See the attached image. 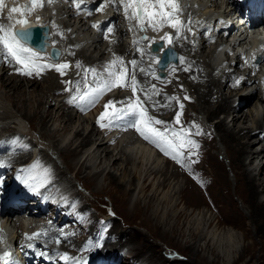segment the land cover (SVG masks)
Returning <instances> with one entry per match:
<instances>
[{"label":"bare ground","instance_id":"bare-ground-1","mask_svg":"<svg viewBox=\"0 0 264 264\" xmlns=\"http://www.w3.org/2000/svg\"><path fill=\"white\" fill-rule=\"evenodd\" d=\"M194 2L197 6L201 4L204 5L209 4L208 6H206V8L203 9L204 12H202V14L208 11H210V13L216 11L217 0H197V1L192 0V3ZM21 7H23V4H21ZM42 8L38 11L36 9H39V7L36 8L33 11V14H30V17H28L29 15H27L26 17L27 21L30 20L31 18H34L33 20H37V17L39 15H44L46 17L45 21L49 22L50 17H48L45 14ZM70 8H72V6L71 7L69 6V9ZM59 10L62 12L65 11L64 9L62 10L59 9ZM97 13L98 12L96 11V14ZM200 13L201 11L197 13V17H200L199 16ZM108 14L109 15L103 18L92 20L93 23L97 21L104 22L101 25V30L95 28L96 30L94 31V33L90 32L91 30L87 27L86 22L82 21V19L79 20L78 22V24H80L79 28L80 29L82 28V32H85V34L87 33V35H84V37L81 38V42L84 41L86 42L84 46H86L89 42V47L94 45V48H92V50H90L89 47L87 48L91 51L89 53V55L91 56L90 58L87 57V55L84 53V51L87 52L86 48H84V51L83 48L78 52L75 50H73L72 52H70L71 50L69 51L70 61H73V64H75L76 67H77V62H79L80 64V66L78 67L80 70L72 73L73 81L78 83L79 80H82V76L79 73L81 70H83L84 72H86L85 69H95L96 71L103 69L106 71V68H108L110 62L112 61V59H114V57L112 56L113 54H111V50H108L107 52L106 49L107 46L111 47V43H114L116 45L114 49L116 52L119 53L120 58H125L124 61L125 67L128 71V79L127 78L126 79L128 81H131L130 76L132 73V65L128 64L127 62L131 60H138L135 71L136 79L139 81V85L137 88H141V89L145 88L143 91L149 90L150 92H152L151 86L155 85L156 93L158 94L157 96L154 97L153 95H151L149 96L150 97L149 98L148 95L145 96L143 94L144 92L142 93L141 91H137L136 98L138 97L139 101L142 102V107L147 109L148 116L155 117L156 119L167 122V126L175 128L178 133L179 132L185 133L184 136L177 135L175 137L176 141L183 145V148L181 149L182 162L179 164L176 160L172 159L171 155H165V153L161 150V148L157 147L151 141L145 140L143 138H138L139 133L137 132L135 134L136 130L134 127L130 126V122L123 126H120V124L117 122L118 119L113 120L110 126L104 127L105 133L108 132L110 133L112 127L116 126V128H120L122 130L123 129L125 130L126 128L130 129L133 135L129 134L130 135L129 136L127 134L128 136L122 138H119V136L116 135H110L107 138L105 137L106 135L103 136L102 135L103 133L99 131L100 129H98L97 126L98 117L95 118L93 117V122H94L93 124L90 121L89 117L83 116V111L86 110L87 107L89 108L88 106L89 103H83L79 99H77L76 102H72L73 96L82 95L81 92H80L81 94L80 93L78 94L80 87L73 88L71 94H69L67 97L64 96L63 98H61L56 104H54L53 107L50 106L46 107V109H44V113H42V106L44 107V105H47L49 101L46 95L43 96L44 93L49 91L50 92L49 96L50 97L52 96V98L55 97L53 95V92L58 93L59 96L65 91L64 88L62 90V87L64 86L65 83L69 81V78L65 76V74L60 75L59 82L61 84L54 85L56 81L55 77L51 73H48L46 77H44L42 81L39 82V80H36L33 77V75H35L34 72L32 75H22L19 72H17L16 69L19 67L13 63L14 61L11 62L12 63L11 65L4 64L3 67L1 68V69L7 68V70L3 72L4 79H2L1 81V85L6 87L4 90V94H5L4 97H6L12 102L13 108H15L16 111H18L21 114V116L24 117V119L26 118L29 121L33 119H37L38 120L37 122L41 124L42 134L44 135V137L50 139V144L48 148L49 152L46 151L45 153L44 150H40L39 154L37 155L38 158V160L36 161L37 163L35 164L38 165V167L32 166L34 167L33 170L34 175L31 174L29 178L35 177L37 179L42 174H52V172L56 171L62 173V175L64 176L63 181H66L67 184H70L71 187L73 186V188L75 189L76 182H73L71 178L67 177L66 175L67 173L65 170H69V171L73 170L75 172V175L78 177L80 175L79 173L83 170L85 172L83 177L86 178L87 180L89 179L93 181L97 179L98 176H100V174H102L104 175V179L109 180V182L114 184L117 188H122L124 183H128L127 187L122 190L126 196L128 195L129 191L138 187V182H136V180L139 182L141 181V185L139 189V193H141V195L135 199L133 206L134 207H136V205L140 206L141 208L136 209V211L140 214H143L145 218H147V222L142 224L145 227V234H140L138 230L137 231L133 230L132 232L130 231L127 232L125 230L118 231L115 220L111 218L106 221L105 218L102 219L100 218L101 219L100 224H104L106 222L108 224V228H107V236L99 246H98L99 239L97 238V235L94 232L95 230L92 229V227H94L99 221V217H97L96 220L95 219L90 220L88 225L90 228L80 231H76L72 229L70 231L64 232L63 230L58 232L59 231L58 227L54 226L51 220L49 219V217H51L50 214L52 215V213L46 215V217L43 216L42 214L38 217L31 216V218H29L30 222L31 223L35 221L39 222L41 219L44 218L47 219L45 223L39 222V224L41 225V229L39 233L40 234L45 233V235L49 234L50 240L53 235L58 234L61 241L63 242L62 244H60L59 247L61 251L76 250V249L80 250L79 246H92V247L98 246L102 248V250H97L95 252L91 251L89 253L90 257H88V261H87L88 264H94V258H92V256H96V255L107 256L111 250H115L116 248H119V246L125 247V244L123 243L124 241L120 237L126 235H127L126 242L132 245V248L135 249L136 255L144 257L145 263H143L144 262L143 261L142 264H163L165 262V259L162 258V256L160 255L159 247L151 243V239H158L159 241L163 240L166 243H170L172 242V239L174 237H177L176 236L177 232L179 234L178 235L179 237L186 238L187 244L185 245V247L188 249V253H190L189 259H187L188 260L187 264H221L218 263V260L220 258L219 252L221 250L218 252V249L216 247L218 246L217 244H219L220 241H218V239L216 240V238L213 237V235H215L216 232L218 231L215 230V232H213V235L209 237L207 233H205L206 235H204L203 228L206 226L207 228L210 229L212 226L215 227L219 226L223 222L220 221L219 219L216 220V218H214L212 215H209V217L206 218L204 217L203 212L198 213V215L202 214L200 216H203L200 218V220H197L198 218L196 219L191 218V216H193V213H188L186 207L191 205L199 206L202 203V200L200 199V196L196 192L188 191L185 185L182 183V181L179 180V177L183 176L184 179L185 178L187 179L186 181H188L189 184L196 185L194 187L192 186V189H194L193 191L198 190L197 188H195L198 187L197 185H200L205 188L207 183L203 180L202 181L200 180L199 183L194 182L191 176L189 175L188 171L189 169H191L192 171H196V168L194 166L195 161L200 156L203 155L202 149L200 147L201 146L200 139L202 136H205V139L207 141L209 140L208 142L212 145L211 147H213V136L209 132L210 129L205 127L206 125L203 126L199 119H194L195 122H193L191 119L188 121L189 123L175 122L177 112H180L183 108L181 109L180 107V105L182 104L181 98L176 97L174 95L173 88H179V91H183L184 89L182 88H184V85L189 84L190 91H192L196 95V100L198 101L200 110H202V112L204 113V117L206 118L208 125L214 129L216 134L219 136L220 142H222V144L224 145L225 153L227 158L229 159V164L232 169L233 181L229 178L228 173L225 170L224 164L218 161V163L222 166V168L219 167V170L217 169L216 171L218 184L224 186L225 188L227 187L230 188L231 186V190H233L234 195H237L236 193H238L237 196L240 198L241 201L248 202V206H247L248 212L244 214L243 210L236 206L234 202L236 200H233L232 203L230 202V200L229 202L227 201L228 209L226 215L224 216V218H227V220L224 222V224L228 223L227 225H231L232 228L233 227L240 228L241 229L240 235L242 239L245 240V242L242 247L240 246L241 247L240 250H236L235 248H233L235 246L231 247L230 250L233 254L231 260L226 261V259L222 257L223 259L222 264H227V263L236 264L238 262H240V264H264V198L263 200L258 199V194L260 193L258 188L261 187V190H264V163L254 168L257 170L256 173H254L253 170L252 171L248 170L245 167L246 158L249 159V163H253V161L256 160L259 155L264 153V144L261 146L260 150L256 149L255 147L254 148L252 147L257 137L260 138L259 139L260 141L263 140L264 143V111L263 114L260 115L258 109L259 105L255 107V110L250 108L248 111L247 110L241 111L242 109H240L241 107L244 106L245 103L248 104L253 99L259 101L260 104L263 103L260 96L261 94L259 95L257 91L258 89H260L259 85L253 84L249 87H243L242 89L240 88L236 90H231L229 93L224 94L223 90L229 87L227 84L228 77L222 76L221 74H223L224 71L222 73H219L220 69H218V66L214 65L211 62L212 61L211 54L214 52L215 49H210L208 51L207 50L205 51V47L207 43L206 40L200 42L197 45L194 44L192 40L193 36H191V32L188 31V33L185 34L187 35L186 39L183 41V43H185L184 47L186 48V56H184V61L181 62L179 60L178 64L171 65L168 68L169 71H172L169 73V77H171L172 80L170 83L168 81L167 83L169 84L165 85L168 86L166 87L167 89H163L165 87L159 86L161 82L155 79L150 74L151 71L150 72L146 71L147 69L146 67L148 66L146 65V63H144V59L141 58L142 55L140 56V52L138 51L136 46L134 45L131 46L130 44L131 37H129L128 39L122 37V30L124 28L122 25H120L121 22L120 15L117 12H114L113 14L111 13ZM94 16L95 13H92L91 17ZM23 18L24 17L20 13L15 14L13 16V20L11 21V24L14 25L16 24L17 20ZM180 19L184 20L185 23H187L189 29L192 28L193 20H196V16L193 15L192 12L189 14L187 12L184 13L183 11V14L181 15ZM189 19L191 23L187 22ZM49 23L51 24V22ZM61 23L66 24L65 27L69 25L72 27L75 26V23L69 24L71 23V21H69L68 23H66L65 21H61ZM0 24L3 23L0 22ZM5 25L7 24L5 23ZM110 25L114 27L113 32L109 33L110 36L109 38H104L102 36L103 31L107 26ZM51 29H53V27H51ZM117 33H119V36L115 37ZM170 34L175 35V30L171 29ZM144 37L148 38L145 39V46L147 50H148L147 45L149 46L151 41L158 38H164L161 36L159 32H154V31L153 32L150 31L149 35ZM239 37L243 38L244 33H240ZM164 40L165 43L168 44L167 40L166 39ZM53 43L55 45H58V43L55 40H53ZM171 45L176 46L173 42ZM97 47H98V51H97ZM176 48H178V46ZM95 49L98 53H95L97 55L93 56L91 53L94 52ZM201 53H206V56L202 55ZM39 56L48 59V61L51 62L52 65H54V63L61 62L64 59V56H61L58 62H52L51 60H49L48 56L46 55L39 54ZM5 57L6 56L4 54L2 47H0V65H2L3 63L2 61L5 59ZM181 57L183 56L180 55V58ZM6 60L8 61L9 64V59ZM66 60H64V62H66ZM150 62L151 63L153 62L152 58ZM41 64H45V62ZM139 69H144L145 71L141 72L139 71ZM185 69L188 70L185 71ZM105 71L103 72L104 74H106ZM88 73L89 76H94L93 73L91 72ZM100 73L99 74L96 73L95 76H101ZM23 77L25 78V80H23L24 79ZM166 79L167 78H164L163 80ZM84 80L82 81L83 83H85ZM73 81L72 84H74ZM42 83L43 85L46 83L45 87L41 86L42 88H38L39 84L42 85ZM175 85L176 87H174ZM246 88H254V89H251L250 92L243 94ZM44 89L47 90L44 91ZM117 89L119 91L116 94L114 93L112 96L109 95V98L112 97L113 102H122V103H114V105H110L109 107H112V109L111 110L110 108L108 109L109 113L112 112L113 107H115L116 109H124L127 108L130 104H136L138 102L137 99L136 101L134 100L135 102L130 101L129 99L130 97H128L129 99L128 101L130 103L125 101L126 99H122V98L124 95L127 94H122L120 92L122 88L118 87ZM27 90L34 94L36 93V95L39 97V103H38L39 107L36 106V108L32 113H29V107L25 105V101H22L21 105L17 103L20 100L21 96L25 94ZM182 95L184 96L182 98L188 97V99H186L188 102L187 103L188 107L190 106L196 109V106L198 104L195 105L194 100L190 99L186 92H183ZM237 96L241 97L240 99L241 103L239 104V106L236 107L234 106L233 103L234 101H236L234 100V98ZM169 97H175L177 99H169ZM211 102L215 103L213 105L214 107H210L209 104H213ZM54 107L58 112L56 119L59 120V127L55 129H49L47 125H48V121L52 117H54L53 114ZM219 112H224L225 113L224 117L233 115L231 119L232 126H228L225 123L224 118L212 122V118L214 116H217ZM168 113H169V117L167 118L164 116V114L168 115ZM8 117L9 116L4 115L3 119H6ZM105 122L107 123V118ZM153 127L163 130L166 127V125H153ZM4 128H5L4 131L12 132L11 131L12 129L9 128L8 126L7 127L4 126L1 129ZM68 131L70 132L72 131V134L71 137L65 140L64 133L66 132L68 133ZM123 134L124 133H120L119 135L121 136ZM169 137L170 138L172 137L171 132H169ZM137 139L142 140L144 144L137 142L138 144L135 147V151L137 153L140 152L141 154H144L147 158L152 159V161L142 162V160H140L138 162H135L132 156L125 151V147L128 146L129 144H133V141ZM188 140L195 141V144H188L187 143ZM16 141L17 139H13L12 143ZM109 145L110 147L111 145H113V148H109ZM196 145H198V147H196ZM153 148H155L157 155H159L160 153L165 155L164 160H162L161 162H159L158 160H153L154 158H156L155 157L156 155L152 153L154 151ZM215 148L216 147L214 146V149ZM114 150H116L117 152L115 153ZM49 153L56 154L57 157L61 159L65 164L64 166L65 169H60L57 160L52 161L53 163L52 167L44 168L42 166V163L43 160L48 157ZM25 156L26 154H24V156H21L19 154L16 155L9 154V158L6 160V163L13 166L23 164L26 167ZM208 157L213 161L212 154H208ZM93 158L94 161L92 162ZM89 162L91 163L90 165L87 164ZM126 164L130 166L129 169L126 167ZM181 165H183V167ZM93 166H96L98 168L100 166V169H96V168L93 169ZM169 166L172 168L170 169ZM115 170L116 171L119 170L121 172L120 174L123 175L122 180H120L117 177V175L114 173ZM150 177H152L151 181L149 180ZM148 180L149 182H147ZM79 184L81 183L79 182ZM86 187L87 186H85V188ZM165 188L167 189L164 190ZM112 195L115 194L112 193ZM242 195H247V196L242 197ZM118 196L122 197L121 195ZM139 197L143 200V202L140 200ZM83 200L84 198L82 197L80 190L76 189L75 194L72 195L67 200V202L62 205V207L65 206L67 203L76 201L77 205L82 209H84L85 204ZM124 201L126 202L124 209L126 208L128 209L129 202L127 203L126 199ZM132 210L133 207H131L130 212H132ZM219 214H221V212H219ZM13 218L14 217L11 218V216H8V218H1L0 215V220H1L0 235L3 236V241L0 242V246L4 244V237L6 236L7 239L9 240L8 241L9 244L12 245V242L16 241L19 238L17 236L19 235V233L21 236L23 234H26L29 229L38 230V225L36 223L34 224L30 223V226L28 228L27 227L25 228L26 222L24 224L21 217H17L14 219ZM151 220H153V222L150 224L149 221ZM244 221H247V223H244ZM17 224L19 226H17ZM221 230L222 228L220 229V231ZM166 232L173 235L169 237H164ZM35 233H37V231ZM138 234L141 239V244H139L140 239L138 237ZM41 237H43V235H41ZM160 237H164V238L161 240ZM200 241H204V245H202ZM232 242L234 241H231V243ZM43 243L44 240H42V242L40 241V244ZM42 246L44 247L41 249V253H45L49 256H54V251L53 249H51V247L50 249H48L46 245H42ZM122 247L120 249H122ZM228 250L229 249H227V251ZM258 251L260 252L257 254ZM206 252L210 253L211 258L207 256ZM235 252H237L236 255H234ZM224 253L226 255V252ZM124 258L129 259L128 256ZM58 259L59 258L55 259V264H58V262L59 264H73V261L71 260L61 261L59 259L58 261ZM136 260H139V258H136ZM127 262L128 261H126V259L125 260L122 259L120 264H129ZM168 264H174V262L170 260Z\"/></svg>","mask_w":264,"mask_h":264},{"label":"rangeland","instance_id":"rangeland-1","mask_svg":"<svg viewBox=\"0 0 264 264\" xmlns=\"http://www.w3.org/2000/svg\"><path fill=\"white\" fill-rule=\"evenodd\" d=\"M22 1L23 0H3V7H2V9H0V22H2L3 25H5V23L7 24V19H8L7 17H8V13L11 10V8H13V7H21L20 4L22 3ZM195 1H197V0H195ZM53 3H55V4L54 5H51V4L45 3V5H47V7L49 6L52 15L59 22L61 21L60 19H62L63 21H68V19H70L71 16H67L66 15L67 13H66V9L64 8V6H66V7L68 6V8H69V6L72 3V0L71 1L70 0H65V1L64 0L63 1L62 0H54ZM199 4H200V2H199ZM60 7H62V8H60ZM59 9H61V10L64 9L65 11L63 10L64 12H62ZM69 11L70 12L75 11V15L78 16V17L85 16V14H81L80 11L75 10L74 7L70 8ZM16 14H18V13H16ZM84 19H87V16H85ZM70 21L72 23L73 19H71ZM71 23H69V24H71ZM65 25L66 24L63 23V25L61 24V26H57L56 29H55V33L59 37V40H60L59 45H61L63 48L66 49V51H65L66 54L69 53L70 50H68V49L70 47H73L74 48V46H75L78 51H80L82 48H83V51H84V48H86L87 52L84 51V53L87 55V57L90 58L91 56L89 55V53L91 52L90 50H92V48H94V45H92L91 47H89V42H88V44L85 47H83L82 45H84L86 42L85 41L84 42H81V43H83L81 45L80 41H75L76 36L73 35L74 30L69 29V27H72V26L69 25V26H66L65 27ZM78 25H80V24H78ZM5 26H7V25H5ZM171 29L168 30V31L166 30V33L169 34V36H173L174 37V35L170 34ZM92 31H93V29H92ZM79 33L83 37H84V35H87V33L85 34V32H82V28H81V31H79ZM186 36L187 35H185V37ZM181 38H183V39H181ZM181 38H178V39L177 38H173L172 42L176 45V47L178 46V49L180 50V53H181L180 55H182L183 58H184V56H186V48L184 47L185 46L184 45L185 43H183V41L185 40V38H184V36L183 37L181 36ZM175 41H177V42H175ZM88 47H89L90 50L87 49ZM115 47H116V45L114 43H111V47H108L107 46V48H106L107 49V52H108V50H111V54H113L112 56L114 57V59H115V57L116 58L117 57H120L119 53L115 51V49H114ZM144 47H146V46H144ZM73 48L71 50H73ZM147 48H148V45H147ZM97 51H98V47H97ZM97 51L95 49V51L92 52L91 54L93 56H96L97 54H95V53H98ZM207 51H208V49H207ZM142 53L144 55V59L146 60V62L149 65L148 67H146L147 68L146 71L147 72L148 71L149 72L151 71L150 74L155 79H157L158 81L161 82L159 84V86L165 87L163 89H167L166 87H168V86H165V85H167V84H169L171 82L172 78L169 77V73L172 72V71H169V69H167V72L169 71L167 73V75H168L167 76V79L166 80H163V79H160L159 80L158 77L156 76V74L153 72V70H154L153 63H151L149 61V55L145 51L144 48H143V52ZM141 55L142 54L140 52V56ZM10 58L11 57H7V58L5 57V59L2 61L3 62L2 65H0V78H1L0 79V139H4L5 140L6 137H8V136L11 135V139L12 140L13 139H17V141L14 142V143H12V144H16L19 141V138L21 137L20 140L22 142L20 144V151L22 153L19 154V155L24 156V154H26V156H25V159H26L25 160V164H26V167H28L29 164H27L28 163L27 161H28V159L30 157H32L33 150H34V153H36L37 155L39 154L40 150H44L45 153H46V151L49 152V149L48 148H49V144H50V139L44 137V135L42 134V132H41V124H39L37 122L38 121L37 119H33L31 121L27 120L26 118L24 119V117L21 116V114L18 111H16L15 108H13L12 102L9 99H7L6 97H4V95H5L4 94V90H5L6 87H4V86L1 85V81H2V79H4L3 72L6 71L7 68H5V69L4 68L1 69V68L3 67L4 64L5 65H11L12 64L11 62H13V61H14L13 63L16 64L19 68H23V65L17 64L14 59H12V58L10 59ZM40 58H41V60L40 61L38 60L37 63H39V64L44 63V61H45L46 58L45 57H43V58L40 57ZM6 59H9V64H8V61ZM114 59H112V61ZM122 59H123V61H125V58H122ZM46 60L48 61V59H46ZM64 60H66V59L64 58L63 61H61V62L66 63V62H64ZM70 62L71 61H69L70 67L67 68V69H64L63 71L65 73V76H67L69 78V81L71 83H65L64 84V86L62 87V90L64 88L65 91L62 94H60L59 96H58V93H54L53 92V95L55 96L54 98H52V96L51 97L49 96V93H50L49 91L46 92V93H44L43 96L46 95L48 97V100L49 101H48V104L47 105H44V107L42 106V113H44V109H46V107H49V106L50 107H53L54 104H56L61 98H63L64 96L67 97L69 94H71L72 89L75 88L76 85L78 86V88L80 87L79 88L80 90H79L78 94L80 92L83 94L84 93V90L85 91L88 90V86L89 85L91 87H96V85L98 84V81L104 80V79H107L108 78L107 77V72L105 70L101 69L100 70L101 73L99 72L101 74V76H95L96 78H94V76H89L87 79L84 80L85 83L81 82L79 84H72V81H73L72 73H74L75 71H79L80 69L78 67H76V65H74L72 62L71 63ZM63 63H60V64H63ZM144 63H145V61H144ZM102 70H103V72L105 71L106 74H104L102 72ZM113 70L114 71H119L120 70L119 64L116 65V67ZM81 71H80V73H84L83 70H81ZM34 73H35V75H33V77L36 80H39V82H41L42 79L44 77H46V75L48 73H51L55 77V80H56L54 85L61 84L59 82V76L61 74L59 72H57L55 69L46 68V69H44V71L43 70L40 71L39 75H37L35 71H34ZM86 73H88V72H86ZM168 77L171 78V79H169ZM126 78L128 79V71H127V74L125 76V82L126 83L128 82V84H130L131 81H128ZM23 80H25V78ZM168 81H169V83H167ZM45 84L44 85H43V83H42V85L39 84L40 87L38 86V88H42L41 86L45 87ZM174 87H176V85ZM117 88H113L112 90L105 92L102 96H100V98L97 100V102L95 103L94 106L88 104L89 108L87 107L86 110L83 111V116L89 117L90 118V121L94 124L93 117L94 118L95 117H99L100 114L105 111V107H104L105 104H107L109 101H112V97L109 98V95L112 96L114 93L116 94L119 91ZM119 88H121V87H119ZM66 89H71V90L70 91H66ZM140 89L141 88H137V91H141L142 93L144 92L143 93L144 95H145V92H146L147 95H148V97L151 96V95H153V97L154 96H157L156 93L150 92L149 90L143 91L145 88H142V90H140ZM173 89H174V91H173L174 95L176 97L181 98V102H182V105H183V109L180 111L181 115L179 117L180 118L179 119V123H181V122H188L191 119H192L193 122H195L194 119H199L203 126L206 125L205 127H207L208 129H210L209 132L213 136V147H211L212 145L208 142L209 140L207 141L205 139V136H202L201 137V139H200L201 146L200 147L202 149V154L203 155L200 156L195 161L194 166L196 168V171H192L191 169H189V171H188L189 175L191 176V178H192V180L194 182L199 183L200 180L201 181L202 180L205 181L207 183V185L205 186V188L202 187V186H200V185H197L198 187H195V188H197L198 190L197 191H193L194 189H192V186L194 187L196 185L189 184V182L186 181L187 179L186 178L184 179L183 176H180L181 178L179 177V180L182 181V183L185 185V187L187 188L188 191H190V192L191 191L192 192H196L200 196V199L202 200V203L199 206L191 205V206L186 207V210H187L188 213H193V216H191V218H193V219L198 218L197 220H200V218L203 217V216H200L202 214H199L198 215V213L199 212H203L204 217L207 218V217H209V215H212L214 218H216V220L219 219L220 221L223 222L219 226H216V227L215 226H212L210 229L207 228L206 226L203 228L204 235H206L205 233H207L209 237L213 235V232H215V230L218 231V232H216L215 235H213V237L216 238V240L218 239V241H220V243L217 244L218 246H216V247L218 249V252L221 250L219 252L220 258L218 260V263H221L222 264V260H223L222 257L224 259H226V261H230L231 260V258L233 256V254H232V252L230 250L231 247L235 246L233 248H235L236 250H240L241 247L243 246L244 242H245V240L242 239V237L240 235V233H241V229L240 228H238V227L237 228H234V227L232 228L231 225H227L228 223H225L224 224V222L227 220V218H224V216L226 215V212H227V209H228V202L230 200V202L232 203L233 200H236V201H234L235 204H236V206L239 207V208H241L243 210V213L244 214L248 212V208H247L248 202L241 201L240 198L237 196L238 193H236L237 195H234L233 190H231V186H230V188H228V187L225 188L224 186L218 184L216 171H217V169L219 170V167L222 168V166L218 163V161L219 162H222V164H224L225 170L227 171L229 178L233 181L232 169H231V166L229 164V159L226 156L225 149H224V145L222 144V142H220L219 136L216 134V132L214 131V129L208 125V123L206 121V118L204 117V113L202 112V110H200L198 101L196 100V95L192 91H190L189 84L188 85H186V84L184 85V88H182V89H184L183 91H179V88H173ZM251 89H254V88H248L247 91H251ZM46 90L47 89H44V91H46ZM230 91L231 90L228 89V88H225L223 90L224 94L225 93L227 94ZM257 91H258V93L260 95L261 93H260L259 89ZM40 92H42V91H40ZM120 92L122 94L129 95V96L124 95L123 98H122V99H126L125 101H127V102H129L128 101L129 99H130V101H133V102H135L136 99H137L136 98L137 92L134 95L133 92H132L131 87H123L120 90ZM183 92H186L188 94L189 98L194 100L195 105L198 104L196 106V109H194V108H192L190 106L188 107L187 100L185 98H182V97H184L182 95ZM243 94H246V93H243ZM147 95H145V96H147ZM128 97H130V98L128 99ZM240 99H241V97H238V96L234 98V100H238L239 101L238 104L237 103H233L236 107L239 106V104L241 103ZM22 101H25V105L29 107V113H32L34 111V109L36 108V106L39 107V105H38V103H39V97L36 95V93L34 94L32 92H29L28 90L25 92V94H23L21 96L20 100L17 103L19 105H21L22 104ZM81 102L88 103L87 100H84V101H81ZM211 103H213V102H211ZM214 104L215 103L209 104V105H210V107H214L213 106ZM261 105L262 104H260L259 101H256L255 99H253L248 104L245 103L244 106L241 107L240 109H242L241 111H246V110L248 111L250 108H252V109L255 110V107L258 106L260 115H262L263 112H262L261 107H260ZM109 108H110V110L112 109V107H109ZM40 109H41V107H40ZM200 112H202V113H200ZM53 114H54V117H52L48 121L47 127H49V129H55V128H58L59 127V120L56 119L57 118V115H58V112L55 109V107H54V110H53ZM98 114H99V116H98ZM4 115H7L9 117L6 118V119H3V116ZM164 116L168 118L169 117V113H168V115L164 114ZM224 116H225V113L224 112H219L217 114V116H214L212 118V122H215V121H218L219 119L224 118L225 123L228 126H232V120L231 119H232V116L233 115H229L228 117L227 116L224 117ZM122 118H120V119H122L124 121L126 120L125 121L126 123L127 122H130L132 120L131 117H125V118L122 117ZM105 121H106V119H105ZM105 121H102V123L103 122L105 123ZM119 121H121V120H119ZM4 126H6V127L8 126L9 128H11L12 129L11 130L12 132H10V131H4L5 128L4 129H1ZM97 126H98V129H100L101 132L103 133L105 129L103 127H101L98 123H97ZM124 133H126L128 135L129 134L130 135L133 134L128 128H126L124 130ZM135 133H137V131ZM5 134H7V135H5ZM71 134H72V131L71 132L68 131V133L67 132L64 133L65 140L67 138L71 137ZM102 135L105 136L106 134L103 133ZM108 136L106 135L105 137L107 138ZM259 139H260L259 137H257V139H255V141H254L255 143L253 144L252 147L253 148L255 147L256 149H259L260 150L261 146L264 143H263V140L260 141ZM137 144L138 143L129 144L128 146L125 147V151L128 152L132 156V158H133V160L135 162H138L140 160H142V162L152 161V159L147 158L144 154H141L140 152L137 153L135 151V147H136ZM214 146L216 147L215 149H214ZM109 148H113V145H111V147L109 145ZM153 150H155V148H153ZM16 152H19V150H17ZM114 152L116 153L117 151L114 150ZM207 153L208 154H212L213 161L208 157V154ZM156 155H157V152H156ZM159 155H161V158L158 159V157L155 156L156 158H154L153 160H158L159 162H161L162 160H164L165 155L162 154V153H160ZM263 155H264V153L261 154V155H259L258 158L253 161V163H249V159L246 158L245 159V163H246V166L245 167L248 170H251V171L253 170L254 173H256L257 170L254 169V168L257 167L258 165H262L264 163V156ZM7 157L9 158V155H7ZM37 160H38V158L36 156V160L33 161L34 163L32 164V166H34L37 163L36 162ZM53 160H57V163L59 164L60 169H65V167H64L65 164L63 163V161L61 159H59L56 154H53V153H49L48 157L43 160L42 166L47 165L46 168L52 167L53 166V163H52ZM93 161H94V158L92 159V162ZM87 164L90 165L91 163L89 162ZM11 166L14 168L16 165L15 166L11 165ZM181 166L183 167V165H181ZM126 167L128 169L130 168V166L128 164H126ZM32 168H33L32 170H34V167H32ZM94 168L100 169V166H99V168L96 167V166H93V169ZM169 168L171 169L172 167L169 166ZM65 171L67 173L66 174L67 177L68 178H71V180L73 182H76L75 189H79L80 190V192L82 194V197L84 198L83 201H84V204H85V208L82 209L76 203L77 206L76 205L74 206L76 209L72 213L68 214L69 217L67 216L65 219H63L64 221H62L61 224L59 222H57L56 224H53L54 226H57L58 227V230H59L58 232L63 231V230H64V232L65 231H70L72 229H74L76 231L86 230V229L90 228L88 226L90 220H92V219H95L96 220L97 217H99V221L97 222V224L94 227H92V229L95 230L94 232L96 233L97 238L99 239L98 246L105 240V238L107 236L108 224L106 222L104 224H100L102 218H105L106 221L109 220V219H111V218L113 220H115V222L117 224L118 231L125 230L127 232H129V231L132 232L133 230H136V231L138 230V232L140 234H145V227L142 224H144L145 222H147V218H145V216L143 214H140V213H138L136 211V209L141 208L140 206H138V205H136V207L133 206V203H134L135 199L138 196L141 195V193H139L141 181L139 182V181L136 180V182H138V187L135 188V189H133V190H131V191H129L128 195L126 196L122 190L127 187L128 183H124V185L122 186V188H117L114 184L110 183L109 180L104 179V175H102V174H100V176H98L97 179L91 181V180H89V179L87 180L86 178L83 177L84 174H85V172L83 170L79 173L80 174L79 177L75 175V172L73 170H71V171L65 170ZM13 172H14V170H13ZM114 173L117 175V177L120 180H122L123 175L120 174L121 172L119 170L118 171L115 170ZM52 174L54 176H60L61 179L64 180V176L62 175V173H59V172H56L55 171V172H52ZM152 177H150V179H149L150 181L152 180ZM149 180L147 182H149ZM79 182L81 184H83V185L79 184ZM64 183L67 184L66 181H64ZM67 185H70V184H67ZM187 185H188V187H187ZM85 186H87V187L85 188ZM81 187H83V188H81ZM72 188H73V186H72ZM166 189L167 188H165L164 190H166ZM258 190L260 192L258 194V199L263 200V198H264V190H261V187L258 188ZM204 191H206L207 193L204 192ZM112 193L115 194V195H112ZM118 195H121L122 197L125 196V197L122 198V197H119ZM113 196H115V197H113ZM245 196H247V195H242V197H245ZM110 197H112V198H110ZM125 199H126L127 203L129 202L128 203L129 204L128 205V209L127 208L124 209L125 208V204H126V202L124 201ZM140 200L143 202V200L141 198H140ZM245 204H247V205H245ZM77 207L80 208V209H78ZM131 207H133L132 212H130ZM71 209L72 208L66 209V213L69 210H71ZM219 212H221V214H219ZM43 216H45V215H43ZM12 217L17 218L18 216L14 214ZM29 218H31V217H29ZM51 218H52V216L49 217L50 220H52ZM57 218L60 219V216L57 215ZM61 218H63V215H61ZM188 219H190V218H188ZM23 221L26 222V225H29L31 223L30 222V219H26V220H23ZM152 222H153V220L149 221L150 224ZM244 223H247V221H244ZM26 225H25V228L27 227ZM17 226H19V225L17 224ZM221 228H222V230L220 231ZM19 231H20V229H19ZM19 231H17V232H19ZM42 234H43V237L40 239V241L42 242V240H44V243L41 244V245H46V247L48 249H50V247H51V249H53V251H54V256H56L57 258H59L61 261H64L61 258L63 253H67L70 258H75V260L79 259V261H81V260H83L86 257V255H89V253L91 251L95 252L97 250H102V248H100L98 246L97 247H92V246H79V249L80 250L76 249V250H64V251H61L59 249V247H60V244H62L63 242L61 241V239L58 236V234L53 235L51 237V240H50L49 234L48 235L46 234L47 235L46 239H44L45 233H42ZM217 234H218V236H217ZM232 234H233V236H232ZM27 235H30L32 237L31 234H26L25 236H27ZM172 235L173 234H170V233L166 232V234H165L164 237H169V236H172ZM178 235L179 234L177 232L176 236L178 238L177 237H174L172 239V242H170V243H166L165 241H163L162 239L164 237H160L162 241H159L158 239H151V243H153L157 247H159V250H160L159 253L162 256V258L165 259V262L163 264H168L170 262V260L172 262H174V264H180V263L181 264H184V263L187 264L188 263V260L187 259H189L190 253H188V249L185 247V245L187 244L186 238L185 237H179ZM17 236L18 237H21L20 236V233ZM22 236L25 237L24 234ZM138 237L140 239L139 234H138ZM120 238L123 239V241H124L123 243L125 244V247L124 248L126 250H128L127 253L129 255L128 256L129 259H127V258H122V259H124V260L126 259V261H128L127 263H129V264H131V263H133V264H140L141 263L142 264L143 261H144L143 263H145L144 257L143 256L136 255L135 249L132 248V245L126 242L127 235L126 236H123V237H120ZM58 240H59V243H57ZM231 241H234L235 243L234 242L231 243ZM200 243L202 245H204V241H200ZM23 244H24V242H23ZM139 244H141V239L139 240ZM225 244H227V245H225ZM121 247L122 246H119V248H116L115 249L116 251L115 250H111L109 253L114 254ZM227 249H229V250L227 251ZM224 252H226V255H225ZM259 252L260 251H258L257 254ZM236 253L237 252H235L234 255H236ZM207 256L209 258H211L210 253H207ZM76 257H77V259H76ZM94 257L95 256H92V258H94ZM131 257H133V258H131ZM136 258H139V260H136ZM59 259H58V261H59ZM70 260L73 261L72 259H70ZM136 261H137V263H136ZM166 261H168V262H166ZM58 264H59V262H58ZM227 264H229V263H227ZM236 264H240V262H238Z\"/></svg>","mask_w":264,"mask_h":264},{"label":"snow or ice","instance_id":"snow-or-ice-1","mask_svg":"<svg viewBox=\"0 0 264 264\" xmlns=\"http://www.w3.org/2000/svg\"><path fill=\"white\" fill-rule=\"evenodd\" d=\"M54 0H29V3L24 5L23 7H13L8 13V20H13V13H20L24 18L19 19L16 23L27 24V15L32 13L36 8L44 7L45 3L52 4ZM73 5L77 8V10L82 9V5L85 3V0H72ZM108 4H111L113 7H121L123 8L125 17L130 20H135L137 26L141 31H146L147 28H151L153 31H159L161 28L167 26L171 27L175 30V35L169 36V34H165V37L162 39H166L169 45L172 44L173 38H181V29L185 25V21L180 19L183 14V9L179 3V0H101L100 4L94 9L99 12L102 11ZM3 7V0H0V9ZM92 11H88V15H91ZM39 17H37V21H39ZM191 23L190 19L187 21ZM104 22L97 21L92 24L93 28H97L101 30V25ZM39 26V25H38ZM191 31V28L188 29ZM113 32V28L108 27L107 33ZM31 35V31L29 29L22 30H14V25L10 24L7 27L3 24H0V47H2L4 54L6 57H11L15 60L17 64L23 65V68H17L16 71L22 75H32L35 71L37 75H39L40 71L46 68H55L57 72L61 75H64V69L70 67L69 63H63L58 65L52 64H39L37 63L40 60V56L38 52L33 51L30 47H26L23 43L24 40H27ZM186 39V37H184ZM142 39H148L147 37H142ZM136 43V41H134ZM155 43V41H153ZM163 48V44L160 46ZM138 51L143 52V49H138ZM165 54L167 55L168 50L165 49ZM180 61L183 62L184 58L181 57ZM159 64L161 61L156 59L155 61ZM132 65V73H131V83L128 84L125 82V76L127 74V69L125 67V62L122 58L117 57L113 61L110 62L107 72V79L98 81L96 87L88 86V90L84 91L82 95L73 96L72 102H76L77 99L80 101L87 100L88 103L92 106L95 105L97 100L102 96L105 92L112 90L116 87H131L133 94L135 95L137 92V87L139 85V81L136 79L135 71L137 66L136 60H131L127 62ZM119 64L120 70L114 71L115 66ZM80 64L77 62V67ZM188 69H185L187 71ZM86 72H91L96 74L95 69H85ZM139 71L144 72V69H139ZM67 83H71L70 81ZM71 89H66V91H70ZM142 90V89H141ZM151 91L156 93L155 85L151 86ZM158 94V93H156ZM147 95V93H145ZM150 98V97H149ZM169 99H177L175 97H169ZM188 99V97H185ZM136 104H130L127 108L124 109H116L113 107L111 113L108 112V108L110 105H114V103H122V102H113L109 101L105 104V111L100 114L97 118V123L100 124L101 127H108L111 125L113 120L120 119L122 117H131L130 126L134 127L135 130L139 133L143 139L151 141L157 147L161 148V150L165 153V155H171L172 159L176 160L178 163L182 162V154L181 149L183 145L178 143L175 139L177 135L184 136V132H177L175 128L167 126V122L163 120L156 119L155 117H150L147 115V109L142 107V102L139 101L137 97ZM155 106V105H154ZM181 109L183 105H180ZM139 110V111H138ZM181 113L177 112L176 114V123H179V117ZM107 118V123H102ZM152 125H166V127L161 130ZM198 128V126H197ZM169 132L172 133V137H169ZM199 134V133H198ZM188 144H195V141L188 140ZM198 147V145H196ZM34 167H38V165H34ZM21 179L23 183H25L26 187L31 189L32 191H37V187L34 184L36 178L33 177L30 179L24 177H18ZM42 186V185H41ZM39 233H34V236H38ZM33 237H28V239H32ZM3 240V236L0 235V241ZM59 243V240L57 241ZM32 247V245H29ZM41 255H46L45 253H40ZM12 254L8 251L0 253V264H15L11 259ZM63 260L68 261L70 259L73 260V264H82L81 261H76L75 258H70L67 253H63Z\"/></svg>","mask_w":264,"mask_h":264},{"label":"water","instance_id":"water-1","mask_svg":"<svg viewBox=\"0 0 264 264\" xmlns=\"http://www.w3.org/2000/svg\"><path fill=\"white\" fill-rule=\"evenodd\" d=\"M22 29H29L31 31V35L29 36V38L27 40L24 41H29L35 48H37L39 51H43V52H49V53H53V54H57L58 50H55V47L48 42V38H49V34L48 32H46V28H39V27H34V24H27L25 25V27H19L16 26L14 28V30H22ZM35 35L36 40H31V36ZM161 44H163L164 46V41L163 40H158L155 41V43H151L150 45V50L153 52H156V55L160 56V63L157 64V67L160 69L165 68L170 61H174L177 62L178 61V54L177 51L172 47V46H165V48L162 50L161 53H159V49L161 48ZM165 49L168 50L167 55L165 54ZM163 75H165V72H162Z\"/></svg>","mask_w":264,"mask_h":264}]
</instances>
